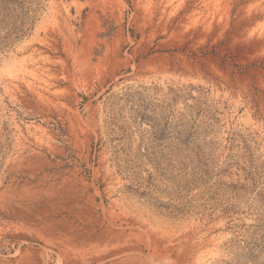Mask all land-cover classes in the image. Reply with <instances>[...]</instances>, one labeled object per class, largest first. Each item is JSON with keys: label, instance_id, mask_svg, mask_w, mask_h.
I'll list each match as a JSON object with an SVG mask.
<instances>
[{"label": "rangeland", "instance_id": "1", "mask_svg": "<svg viewBox=\"0 0 264 264\" xmlns=\"http://www.w3.org/2000/svg\"><path fill=\"white\" fill-rule=\"evenodd\" d=\"M0 264H264V0H0Z\"/></svg>", "mask_w": 264, "mask_h": 264}]
</instances>
